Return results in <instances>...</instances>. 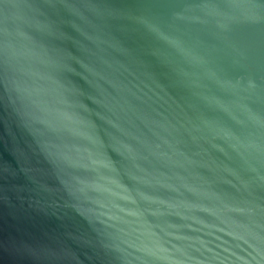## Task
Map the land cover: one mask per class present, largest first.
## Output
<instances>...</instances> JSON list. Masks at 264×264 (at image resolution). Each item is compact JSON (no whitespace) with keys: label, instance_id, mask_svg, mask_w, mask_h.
<instances>
[{"label":"water","instance_id":"obj_1","mask_svg":"<svg viewBox=\"0 0 264 264\" xmlns=\"http://www.w3.org/2000/svg\"><path fill=\"white\" fill-rule=\"evenodd\" d=\"M0 264H264V0H0Z\"/></svg>","mask_w":264,"mask_h":264}]
</instances>
